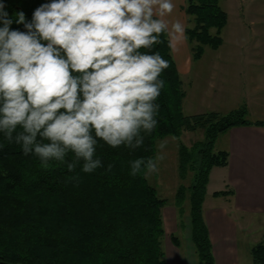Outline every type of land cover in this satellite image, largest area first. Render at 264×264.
Masks as SVG:
<instances>
[{"label":"trees","instance_id":"trees-1","mask_svg":"<svg viewBox=\"0 0 264 264\" xmlns=\"http://www.w3.org/2000/svg\"><path fill=\"white\" fill-rule=\"evenodd\" d=\"M221 1L186 0L184 10L193 25L186 28V35L195 61L203 57L206 47L217 50L223 44L228 14ZM44 2L0 0L9 16L22 11L28 20ZM12 27L24 31L23 25ZM152 50L169 61V67L160 77L166 88L157 98L158 126L140 148H111L101 141L95 155L103 166L91 174L83 173L80 166L70 173L65 165L42 169L35 156L23 155L20 146L0 137L4 144L0 148V264H167L163 209L168 201L149 184L147 174L130 176L129 162L154 157L158 139L180 138L184 131L198 130L203 131L201 141L192 147L179 144V177L186 181L191 174L192 183L178 188L175 206L184 229V204L189 201L196 264H215L203 204L211 170L229 163L227 151H215L217 137L234 127H264V122L246 120L244 110L185 115L183 82L166 33L160 34ZM76 175L79 181L70 179ZM171 241L179 247L177 236L172 235ZM251 255L253 264H264V235Z\"/></svg>","mask_w":264,"mask_h":264},{"label":"clouds","instance_id":"clouds-1","mask_svg":"<svg viewBox=\"0 0 264 264\" xmlns=\"http://www.w3.org/2000/svg\"><path fill=\"white\" fill-rule=\"evenodd\" d=\"M175 8V0H47L28 20L0 3L3 141L35 156L42 169L80 166L85 174L103 166L95 155L101 141L140 148L158 126L160 77L169 67L152 46L161 33L170 47L187 40ZM163 159L132 160L129 175L156 173Z\"/></svg>","mask_w":264,"mask_h":264},{"label":"rangeland","instance_id":"rangeland-1","mask_svg":"<svg viewBox=\"0 0 264 264\" xmlns=\"http://www.w3.org/2000/svg\"><path fill=\"white\" fill-rule=\"evenodd\" d=\"M229 4L230 0L221 1L220 4L228 14V24L221 33L222 46L218 51L206 47L202 60L194 61L193 71L181 77L185 93L183 112L185 115L206 112L227 115L244 110L246 120L264 122V0H243L238 12L235 8H229ZM189 26L193 25L189 24ZM235 51L242 53L235 59L239 58L244 62H225L226 59L232 58L230 53ZM253 53L260 55L252 57ZM215 59L220 62L217 69L214 66ZM253 59L259 61L251 62L250 60ZM223 137L224 133L217 137V147L222 145ZM202 139V130L184 131L180 138L168 136L158 139L155 155H163L164 159L158 164V172L147 174L149 184L157 190L161 198L168 201L163 209L165 222L163 249L167 264L197 263L190 236L189 201L184 204L182 220L185 228L181 229L175 196L181 185L188 187L192 183L191 174L186 181H182L179 177V144L192 147ZM162 142L166 146L160 150L158 145ZM240 226L241 264H253L251 251L263 238L264 215L246 217L245 221L244 219L241 221ZM172 235L177 236L180 241L178 248L172 244Z\"/></svg>","mask_w":264,"mask_h":264},{"label":"crops","instance_id":"crops-1","mask_svg":"<svg viewBox=\"0 0 264 264\" xmlns=\"http://www.w3.org/2000/svg\"><path fill=\"white\" fill-rule=\"evenodd\" d=\"M242 2L243 0H230L228 7L235 8L238 12ZM175 3L173 17L179 19L185 28L189 27V17L184 10L186 0H175ZM171 50L180 77L190 74L195 60L189 42H176ZM230 55L232 58L226 59L225 62H244L239 58L235 59L242 53L235 51ZM259 55L253 53L251 56ZM201 60L202 58L197 62ZM250 61L257 63L259 60ZM219 65V60L215 59V68ZM223 138L220 147L215 143V151H227L229 163L226 167H215L211 170L203 214L209 229L215 264H241L240 223L243 219L245 221L246 217L264 215V127H234L224 132ZM215 192L226 194L214 196Z\"/></svg>","mask_w":264,"mask_h":264}]
</instances>
